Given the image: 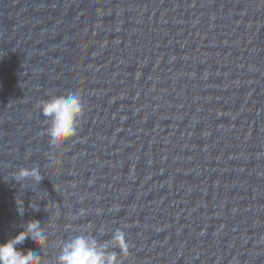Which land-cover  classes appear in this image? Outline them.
I'll list each match as a JSON object with an SVG mask.
<instances>
[{
  "label": "water",
  "instance_id": "obj_1",
  "mask_svg": "<svg viewBox=\"0 0 264 264\" xmlns=\"http://www.w3.org/2000/svg\"><path fill=\"white\" fill-rule=\"evenodd\" d=\"M77 90L52 149L37 105ZM30 220L43 264L117 227L123 264H264V0H0V243Z\"/></svg>",
  "mask_w": 264,
  "mask_h": 264
},
{
  "label": "clouds",
  "instance_id": "obj_2",
  "mask_svg": "<svg viewBox=\"0 0 264 264\" xmlns=\"http://www.w3.org/2000/svg\"><path fill=\"white\" fill-rule=\"evenodd\" d=\"M37 107L46 121L45 134L52 149L59 148L65 141L77 136L85 111V103L78 90L67 94H49ZM18 175L20 178L32 177L37 181L41 180L38 166L32 169L22 168ZM21 227L22 231L0 243V264H43L40 254L31 250L25 254L23 251L26 241H30L40 250L47 243V235L41 223L30 220ZM96 231L100 235L110 232V237L98 239L91 228L73 233L59 244L54 264H123L130 246L124 229L117 227L107 233Z\"/></svg>",
  "mask_w": 264,
  "mask_h": 264
}]
</instances>
